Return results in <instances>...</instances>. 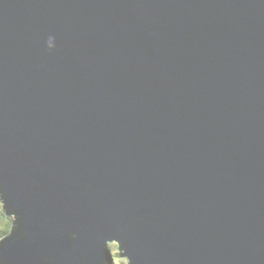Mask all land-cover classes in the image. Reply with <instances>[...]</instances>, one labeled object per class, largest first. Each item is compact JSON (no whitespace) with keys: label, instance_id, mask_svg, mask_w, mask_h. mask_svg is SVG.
Instances as JSON below:
<instances>
[{"label":"water","instance_id":"95a60500","mask_svg":"<svg viewBox=\"0 0 264 264\" xmlns=\"http://www.w3.org/2000/svg\"><path fill=\"white\" fill-rule=\"evenodd\" d=\"M0 188L6 264H264V0H0Z\"/></svg>","mask_w":264,"mask_h":264},{"label":"clouds","instance_id":"9594fccd","mask_svg":"<svg viewBox=\"0 0 264 264\" xmlns=\"http://www.w3.org/2000/svg\"><path fill=\"white\" fill-rule=\"evenodd\" d=\"M53 39V36L47 37L45 46L46 50L51 51L54 49L52 44ZM7 200L8 196L3 188H0V249L3 248L5 242L10 240L13 235H15L17 239H25L27 236V233L22 230L21 216L19 212L8 206L11 213L5 214L4 202ZM67 238L69 240L75 239L76 233H69ZM104 248L107 252V259L101 258L99 264H131L130 258L125 260H118L116 258L117 244L115 239L106 241ZM0 264H6L2 254H0ZM43 264H54V261L51 257H44Z\"/></svg>","mask_w":264,"mask_h":264},{"label":"rangeland","instance_id":"374dc122","mask_svg":"<svg viewBox=\"0 0 264 264\" xmlns=\"http://www.w3.org/2000/svg\"><path fill=\"white\" fill-rule=\"evenodd\" d=\"M5 211V210H4ZM5 214H6V211H5ZM119 252L117 251V254H118ZM118 256V260H125V257H122V256H120V255H117Z\"/></svg>","mask_w":264,"mask_h":264},{"label":"trees","instance_id":"16d2710c","mask_svg":"<svg viewBox=\"0 0 264 264\" xmlns=\"http://www.w3.org/2000/svg\"><path fill=\"white\" fill-rule=\"evenodd\" d=\"M5 210V209H4ZM117 251H118V246H117ZM117 255H119V253L117 254V252H116V258L118 259V256Z\"/></svg>","mask_w":264,"mask_h":264},{"label":"bare ground","instance_id":"6f19581e","mask_svg":"<svg viewBox=\"0 0 264 264\" xmlns=\"http://www.w3.org/2000/svg\"><path fill=\"white\" fill-rule=\"evenodd\" d=\"M6 214H9V213L6 212Z\"/></svg>","mask_w":264,"mask_h":264}]
</instances>
